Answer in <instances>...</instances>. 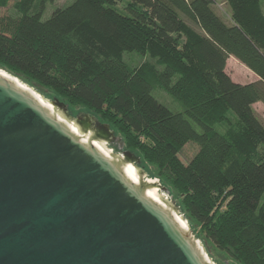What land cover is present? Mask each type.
I'll use <instances>...</instances> for the list:
<instances>
[{
  "label": "trees",
  "instance_id": "trees-1",
  "mask_svg": "<svg viewBox=\"0 0 264 264\" xmlns=\"http://www.w3.org/2000/svg\"><path fill=\"white\" fill-rule=\"evenodd\" d=\"M16 1L0 0V69L109 124L146 170L155 165L179 193L206 241L240 264H264V158L252 157L255 144L264 149L253 108L264 104L263 0H226L230 24L213 0H128L126 13L117 10L125 0H76L47 21L42 11L55 0H38L37 11L35 0H25L20 17H3ZM124 53L151 55L163 70L130 69ZM229 57L260 81L234 82ZM149 72L185 113L153 96ZM229 112L246 139L213 128L210 120ZM190 143L199 150L185 164L179 154ZM235 150L243 158L229 167Z\"/></svg>",
  "mask_w": 264,
  "mask_h": 264
},
{
  "label": "water",
  "instance_id": "water-1",
  "mask_svg": "<svg viewBox=\"0 0 264 264\" xmlns=\"http://www.w3.org/2000/svg\"><path fill=\"white\" fill-rule=\"evenodd\" d=\"M81 110L0 69V264H217L169 187Z\"/></svg>",
  "mask_w": 264,
  "mask_h": 264
},
{
  "label": "rangeland",
  "instance_id": "rangeland-1",
  "mask_svg": "<svg viewBox=\"0 0 264 264\" xmlns=\"http://www.w3.org/2000/svg\"><path fill=\"white\" fill-rule=\"evenodd\" d=\"M24 1L25 0H17L15 2H11L7 8L2 9L1 15L3 17H13L17 18L21 16V9L24 7ZM76 0H55L54 2H49L44 6V9L42 11V20L47 21L50 19L52 14L57 9H63L70 5H72ZM37 2L38 0H35L34 3V9L33 11H37ZM128 5V0H125L124 2L117 5V10L121 13H126V7ZM262 8L264 10V0L262 1ZM213 9L216 11V13L221 16L227 23H231V9L229 5L227 4L226 0H213ZM192 27L195 28L199 33L202 32L197 26L192 24ZM99 46V44H96ZM96 49H99L96 47ZM94 49V50H96ZM97 52V51H96ZM123 61L126 63V65L133 70H138L144 66H150L154 70L156 69L157 72H161L163 70V66L159 64L158 59L151 56V55H140L137 53H124ZM226 72L228 75L232 78V80L239 84H248V83H256L260 81V78L253 73L249 68H247L244 64H242L239 60H237L234 57H229L227 61L226 66ZM8 73V72H7ZM150 73V72H149ZM149 79L153 85V96L164 106L169 108L173 112L177 113H185L186 109L183 103L179 102L177 99H175L172 95H170L164 88H161L157 82V79L155 76L150 73ZM12 76H14L12 73H8ZM15 77V76H14ZM17 78V77H16ZM19 79V78H18ZM20 80V79H19ZM24 82V81H23ZM26 83V82H24ZM27 85L31 86L33 89L37 90L40 94L44 95L47 98H56V95L49 89L39 86L37 83L29 82L26 83ZM78 108L83 109L81 107H71L72 111L77 110ZM254 111L259 118V120L264 125V104L263 103H257L254 105ZM192 122V121H191ZM213 128L221 133L222 135L230 136L232 139H246L244 137L243 129L238 124V120L235 117L234 113H227L226 119L224 121H218L214 117L212 120H210ZM193 126L197 131H200L198 126L192 122ZM121 136L120 134L118 135ZM254 143V141H251ZM255 151L252 152V157L256 160H260L264 158V149L262 146L255 144ZM125 150H128L126 147ZM199 150V147L194 144L190 143L187 144L179 154V158L182 162L185 164L189 163L193 157L197 154ZM243 158V154L240 153L239 150H235L230 162L228 164L229 167H234L239 161H241ZM147 164V163H146ZM149 165L152 170V175L161 181V183L167 184L171 189V194L173 195L174 199L177 200L178 204H180L183 208V213L188 217L186 214L185 208L182 203V198L179 195L177 191H175L171 184L165 180L164 178L160 177L159 171L155 165L147 164ZM190 222L192 225H197L195 227L196 235L203 240H205L206 246L208 247L210 253L216 260L217 264H223L222 260L219 258L222 257L223 259H228L229 262L233 264H240L238 261H236L234 258H232L227 253H224L220 250H218L212 243L206 241L204 235L201 232L200 226L190 218Z\"/></svg>",
  "mask_w": 264,
  "mask_h": 264
},
{
  "label": "flooded vegetation",
  "instance_id": "flooded-vegetation-1",
  "mask_svg": "<svg viewBox=\"0 0 264 264\" xmlns=\"http://www.w3.org/2000/svg\"><path fill=\"white\" fill-rule=\"evenodd\" d=\"M117 151V149H115Z\"/></svg>",
  "mask_w": 264,
  "mask_h": 264
}]
</instances>
